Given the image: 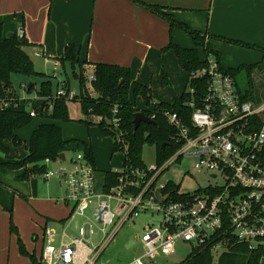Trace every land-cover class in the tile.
I'll use <instances>...</instances> for the list:
<instances>
[{
    "label": "built area",
    "instance_id": "1",
    "mask_svg": "<svg viewBox=\"0 0 264 264\" xmlns=\"http://www.w3.org/2000/svg\"><path fill=\"white\" fill-rule=\"evenodd\" d=\"M18 36H25L23 27ZM202 58L206 66L189 74L185 89L184 108L190 115L163 112L175 131L171 141L179 146L163 164L124 167L116 172L117 183L106 189V180H98L83 153L64 162L46 160V165L61 164L42 178L55 177L65 185L64 202L72 212L61 232L44 229L41 264H96L120 229L127 223L136 226V218L146 213L156 219L147 224L143 253L126 264H162V258L177 253L180 243L190 244L192 252L209 249L216 257L234 243L245 244L251 252L264 250V101H243L234 78L215 54ZM59 68L55 61L53 79L59 85L55 97L72 101L78 91L67 88ZM86 78L91 85L95 73ZM21 89L26 93L27 84ZM36 111L30 115L36 117ZM149 118L154 121L155 115ZM183 158L195 160L197 171L220 183L183 192L171 181L176 189H168L167 183L156 191L160 177ZM77 218L82 219L80 226L74 225ZM97 235L102 240L91 247Z\"/></svg>",
    "mask_w": 264,
    "mask_h": 264
},
{
    "label": "crops",
    "instance_id": "2",
    "mask_svg": "<svg viewBox=\"0 0 264 264\" xmlns=\"http://www.w3.org/2000/svg\"><path fill=\"white\" fill-rule=\"evenodd\" d=\"M137 1L142 5L133 0H1L0 23L7 35L19 34L23 27L32 44L29 52H41L35 57L43 59L47 70L75 44L89 73L98 63L130 68L133 81L151 89L159 103L180 97L189 81V73L171 44L185 49L195 44L189 33L171 29L167 20L146 5L160 7L176 22L208 34L223 67L255 66L253 70L264 73V0ZM16 77L12 76V82L20 78ZM18 93L26 99L37 98ZM8 145L10 152L4 157L22 159L27 155V150L18 153V148ZM53 165L56 163L48 164L47 169ZM24 171L0 172V264H31L30 258L21 254L20 239L26 251L40 259L44 229L61 232L71 215L59 181L53 183L42 176L22 179Z\"/></svg>",
    "mask_w": 264,
    "mask_h": 264
},
{
    "label": "trees",
    "instance_id": "3",
    "mask_svg": "<svg viewBox=\"0 0 264 264\" xmlns=\"http://www.w3.org/2000/svg\"><path fill=\"white\" fill-rule=\"evenodd\" d=\"M133 1L142 5L137 0ZM146 7L167 20L171 29H182L192 37L195 44L192 49H185L173 44L170 46L176 52L181 66L189 74L206 66L202 57L210 52L215 54L220 63V55L212 49L210 45L212 38L208 34L191 30L185 24L176 22L160 7L147 5ZM224 41L255 49V47L237 41L225 39ZM31 47L32 44L25 36L5 34L3 24L0 23V172L25 169L22 179L42 176L48 170L45 164L46 160L57 162L61 154H66L67 148L72 143V141L64 139L62 128L59 125L72 121L68 106L70 101L67 98L55 97L59 88L58 79H56L55 85L53 75L46 76L36 71L32 54L29 52ZM59 62L64 74L61 79L66 82L67 88H73L71 77L78 84V96L72 101L81 103L85 116L102 119L98 126L105 135L115 137L113 152L125 154V167L144 166L143 150L146 145L157 148V163L159 165L177 152L178 144L171 141L175 131L168 124L163 112L171 110L187 117L190 115V111L184 108V102L188 98L185 92L189 83L180 97L172 102L159 103L154 102L151 89L133 81L130 68L117 65L96 64L94 70L96 78L91 83L92 91H90L86 87L87 78L84 71L87 62L80 59L79 49L75 44H70L66 48L65 56ZM254 67L241 66L236 69L223 67V70L230 74L236 83V77L243 71H247L251 79ZM68 70L71 71V76L68 74ZM14 75L41 79L39 86L34 81L27 84L26 94L28 96L35 95L36 99L46 100L42 111H36V117H40L46 122L41 124L32 133L30 139L25 142L27 155L22 159H10L4 156L10 152L9 143L15 148L22 146L23 141L17 132L27 127L36 118L30 115L33 110L31 106L34 107L35 100L30 97L28 99L21 97L11 80ZM31 84L33 85L30 86ZM192 85L197 87L198 83L192 82ZM92 92L96 96H93ZM240 94L243 101L254 100L251 88ZM138 98H142L148 107L141 111L149 117L155 115V124H142L135 131L134 119L135 114L139 111L136 104ZM5 103L8 105L4 106ZM86 124L88 123L86 122ZM73 143L96 169V158L92 146L85 142L74 141ZM164 143L169 145L162 149ZM103 178L106 180V189H109L117 183L119 174L108 172L103 174ZM167 187L171 190L176 189V186L171 183ZM11 229L14 233L17 232V228L13 224H11ZM19 243L21 254L28 256L31 264H41L40 259L26 251L21 239ZM263 258L264 250L251 252L245 244L234 243L218 257L209 249L195 250L183 264H264Z\"/></svg>",
    "mask_w": 264,
    "mask_h": 264
},
{
    "label": "rangeland",
    "instance_id": "4",
    "mask_svg": "<svg viewBox=\"0 0 264 264\" xmlns=\"http://www.w3.org/2000/svg\"><path fill=\"white\" fill-rule=\"evenodd\" d=\"M18 35V34H16ZM32 59L35 65V69L40 74H47V76L53 75L52 65L50 70H47L42 58L35 57L32 55ZM85 76L89 74L88 68L84 67ZM71 76V71H67ZM58 76L61 78L63 70L60 67L57 71ZM62 74V75H61ZM22 78L13 79L15 88L18 92L23 93L21 89V82H26L27 84L32 81L39 83L41 79L39 78H28L25 76L15 75ZM17 78V77H16ZM72 87L78 89V84L75 79L71 77ZM56 85V79H53ZM86 87L92 91L90 84L86 83ZM236 86L240 93H245L246 90L250 88L253 91V99L256 103H262L264 101V73L259 69H255L252 72L251 79L248 76L247 71H243L236 77ZM158 93V89H155ZM24 94V93H23ZM26 94V93H25ZM35 97V95H33ZM32 96V97H33ZM158 99L155 98L154 102ZM137 107L140 112L142 109L148 108L146 102L142 98L137 99ZM69 114L71 117L70 122L63 123L61 125L63 137L67 141H72L66 151V157L68 159L76 158L78 153H82L77 149L74 141L85 142L92 146L95 158H96V171L99 181L102 180L103 174L108 172H118L124 169L125 154L122 152L114 153L113 145L115 142L114 136L105 135L98 124L102 121L100 117L85 116L81 103L79 101H70L68 103ZM82 120V121H81ZM42 118L34 119L27 127L23 128L18 136L23 141L22 146L18 147V153L25 152V142H27L32 133L42 124ZM86 122L88 124H86ZM111 123V122H110ZM13 152L15 149H12ZM157 148L155 146L146 145L143 150V162L146 166H151L157 163ZM61 164L56 163V166L48 168L49 170H55ZM48 167V165H47ZM51 182H58L59 180L55 177L50 178ZM48 180V181H49ZM173 182L180 186L183 192H192L197 189L205 188L220 181L216 182L209 178V175L205 172H200L195 169V160L183 158L182 160L173 163L169 169L160 177L157 185L156 191H160L161 187L169 182ZM66 196V187L62 185ZM61 189V190H62ZM63 192V190H62ZM72 212V209H70ZM154 216L151 213L142 214L140 217L136 218L137 225L127 223L124 225L116 237L110 242L106 250L101 254L99 260L96 264H126L130 262L135 257L140 256L143 253V247L141 240L145 236L146 227L149 221H153ZM82 224V219L77 218L74 222L75 226H80ZM59 228L58 226H54ZM102 240L101 235H97L93 238L91 247L97 246ZM192 247L190 244L180 243L178 246L177 253L173 256L162 258V264H183V262L191 255Z\"/></svg>",
    "mask_w": 264,
    "mask_h": 264
},
{
    "label": "water",
    "instance_id": "5",
    "mask_svg": "<svg viewBox=\"0 0 264 264\" xmlns=\"http://www.w3.org/2000/svg\"><path fill=\"white\" fill-rule=\"evenodd\" d=\"M12 34H8V36H11ZM31 84L30 86H32ZM46 103V100L43 99H37L34 102V108L38 111L41 112L43 105ZM142 124H155L153 120H151L146 114L142 111L137 112L135 114V119H134V130H138ZM169 144L164 143L162 145V149H165ZM60 159L64 162L66 160V154H61Z\"/></svg>",
    "mask_w": 264,
    "mask_h": 264
}]
</instances>
